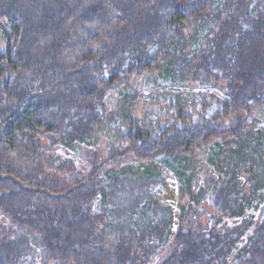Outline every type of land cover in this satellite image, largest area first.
<instances>
[{
  "label": "trees",
  "instance_id": "trees-1",
  "mask_svg": "<svg viewBox=\"0 0 264 264\" xmlns=\"http://www.w3.org/2000/svg\"><path fill=\"white\" fill-rule=\"evenodd\" d=\"M139 78L158 96L140 114ZM257 112L264 0H0V213L20 230L0 224V264H264ZM56 140L86 164L51 151ZM205 148L215 174L200 186ZM156 161L181 182L175 227L127 223L117 201ZM208 199L209 226L192 216Z\"/></svg>",
  "mask_w": 264,
  "mask_h": 264
},
{
  "label": "rangeland",
  "instance_id": "rangeland-1",
  "mask_svg": "<svg viewBox=\"0 0 264 264\" xmlns=\"http://www.w3.org/2000/svg\"><path fill=\"white\" fill-rule=\"evenodd\" d=\"M137 85V89L140 91V101L138 97L137 101V113H144L146 110L141 106L143 102H150L158 96L155 95L154 91L149 92L142 88L144 85L142 82V78H139L135 81ZM183 94L192 98H202L204 94L217 92L213 88H201L189 90L183 88ZM111 97L109 99V104L116 102L117 95L114 91L111 93ZM156 104V102H155ZM152 103V105H155ZM257 116L260 125H264V113L257 112L255 114ZM86 147V145L84 146ZM51 151H55V153L65 157L70 158L74 166L78 169H81L86 163L84 161L83 152L80 149L71 148L67 145H64L61 141L56 140V142L52 145ZM211 150L209 148H205L200 150L197 153V163L196 166V174L194 176V182H197L198 185H203L206 182V178L215 174V170L213 165L210 162ZM131 161H128V163ZM137 163H133L136 165ZM156 169L155 174L152 176V179L141 183H130L125 182L121 192H119V201L121 206H123L122 217L128 223L130 220L140 219H163L168 216L173 218V226H176L178 217H180V213L183 207L186 206L185 200H182L179 196V188L181 185L180 179L177 177L174 169L171 165L167 164L164 161H156L155 162ZM263 195L262 198H258L259 203L257 209H251L250 213L254 216L261 217L264 214V191L261 193ZM206 204L197 206L196 213L193 214V218L195 220L199 219L203 224L211 225L214 220L210 217V214L217 215L215 209L212 208V202L208 199ZM219 213V212H218ZM239 219H230L227 217H223L218 223L219 226H231ZM0 224L4 226L7 233H11L12 235L16 232H20L16 226L11 223L6 216L0 213ZM37 251V250H36ZM161 257V255H157L153 259L150 260L147 264H156L157 260ZM23 264H39L38 256H28Z\"/></svg>",
  "mask_w": 264,
  "mask_h": 264
}]
</instances>
